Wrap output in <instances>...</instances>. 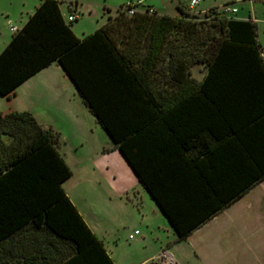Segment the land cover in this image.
Instances as JSON below:
<instances>
[{
	"label": "trees",
	"instance_id": "1",
	"mask_svg": "<svg viewBox=\"0 0 264 264\" xmlns=\"http://www.w3.org/2000/svg\"><path fill=\"white\" fill-rule=\"evenodd\" d=\"M60 4L42 0L0 53L1 95L58 62L180 239L264 180L252 15L122 4L81 38ZM60 141L30 111L0 112V264H116L64 188Z\"/></svg>",
	"mask_w": 264,
	"mask_h": 264
},
{
	"label": "crops",
	"instance_id": "2",
	"mask_svg": "<svg viewBox=\"0 0 264 264\" xmlns=\"http://www.w3.org/2000/svg\"><path fill=\"white\" fill-rule=\"evenodd\" d=\"M41 2L42 0L39 5ZM205 10L198 9V11ZM34 11L29 13L27 17L22 16L19 24H14L5 20V15L10 16L12 13L5 11L0 3V53L8 45L13 34L25 25ZM61 11L66 19L62 8ZM108 17L104 23L97 25L95 30L104 25ZM11 99L8 104V111H30L44 127H54L57 130H60V127L54 119L60 120L63 115L71 114L78 103H81L80 109L83 105L90 111L83 102L74 82L58 62L56 64L52 63L22 83L16 89L15 94L11 96ZM3 101L0 94V112L3 108ZM23 102H26V104ZM21 103L25 105H20ZM74 103L77 104L74 105ZM86 167L93 172H96L97 169L101 170L102 176L110 181L113 186L120 187L117 191L121 194L130 193L131 189L137 188V181L140 182L121 151L114 147L113 140L111 146L108 144L96 149V156L90 158V163ZM122 167L126 170L123 174L130 181L119 186L121 171L118 168ZM99 180L102 181V179ZM69 196L92 230L97 234L80 210L79 205L71 195ZM143 201H145L144 196ZM151 208L150 212L162 215L163 212L157 203L151 204ZM150 217L149 211H145L143 205L142 224L134 228H139L141 233L134 239L137 243L142 242L144 247L151 245V248H148L143 259L137 264H158L153 262L157 260L154 256L163 250L171 252L176 264H264V180L249 190L242 198L194 229L186 239L179 238L169 220L170 224L163 223L166 228L163 230L166 231L167 235H162L161 231H157V229L161 230V225H157V227L152 225ZM133 230L129 232V235ZM97 235L102 238L99 234ZM183 245L186 249H183ZM113 259L115 260V258ZM115 262L118 264L116 260Z\"/></svg>",
	"mask_w": 264,
	"mask_h": 264
},
{
	"label": "rangeland",
	"instance_id": "3",
	"mask_svg": "<svg viewBox=\"0 0 264 264\" xmlns=\"http://www.w3.org/2000/svg\"><path fill=\"white\" fill-rule=\"evenodd\" d=\"M40 1L0 0V3L5 11L12 13L10 16L6 14L5 20L19 24L22 16L27 17L29 13H32ZM128 1L138 0H61V8L75 34L78 37H83L92 33L97 25L104 23L109 15L116 14L118 8ZM141 1L154 6L161 14L170 15L179 14V4L188 6L191 2V0ZM213 6H237L240 10L238 16L249 17L252 15L257 20L258 36L264 50V0H202L197 8L208 9ZM74 10L78 12L79 18L70 21L69 14ZM54 63L56 64V62ZM1 96L4 100L1 112L8 111V104L12 99ZM23 103L26 104V102ZM23 103L20 105H25ZM80 104L75 105L76 108L72 110L71 114L63 115L60 120L54 119L60 127V130L53 127L61 134L60 152L73 170V176L65 182L64 188L79 205L80 210L97 234L102 237L109 253L117 263L137 264L143 259L148 248H151V245L144 247L142 242L137 243L135 239L129 238V232L142 224L143 205L145 211H149L152 225L156 227L161 225V230L157 229V231H161L162 235H167L163 230L166 229L163 223H170L163 213L156 215L150 212L151 204H156V202L141 182L137 181V188L131 189L130 193L121 194L118 193L120 187L113 186L102 176L101 170L97 169L96 172H93L87 169L86 166L90 163V158L96 156V149L108 144L111 146L112 140L96 117L83 105L80 109ZM118 169L121 171L118 185L122 186L130 179L123 174L126 172L123 167ZM143 196L145 201H143ZM150 244L152 243L150 242ZM183 249L186 247L184 246ZM153 262L159 263L157 260Z\"/></svg>",
	"mask_w": 264,
	"mask_h": 264
},
{
	"label": "built area",
	"instance_id": "4",
	"mask_svg": "<svg viewBox=\"0 0 264 264\" xmlns=\"http://www.w3.org/2000/svg\"><path fill=\"white\" fill-rule=\"evenodd\" d=\"M202 0H191L190 4H189V8L192 11H196L198 5L200 4ZM141 0L138 1H128L126 3V7L130 10L131 13L134 12V9L136 8V4L137 3H141ZM225 10L228 13H237L239 8L237 6H224ZM69 20L73 21L79 18V14L76 10L72 11L69 14ZM141 233V230L139 228H136L133 230V232L130 233L129 238L130 239H134L137 235H139ZM155 259H157L159 261L158 264H176L173 255L171 254L170 251L168 250H163L161 251L159 254H157L156 256H154Z\"/></svg>",
	"mask_w": 264,
	"mask_h": 264
}]
</instances>
